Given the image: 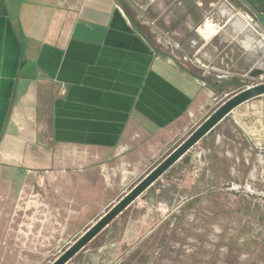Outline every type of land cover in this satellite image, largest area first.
Segmentation results:
<instances>
[{
    "label": "crops",
    "instance_id": "1",
    "mask_svg": "<svg viewBox=\"0 0 264 264\" xmlns=\"http://www.w3.org/2000/svg\"><path fill=\"white\" fill-rule=\"evenodd\" d=\"M166 2L170 17L200 38V46L188 41L194 62H219L213 79L158 51L116 0H0V264H49L236 92L206 81L243 84L264 70V38L225 0ZM252 101L68 264H86L102 234L109 242L94 247L97 264L113 263L150 238L152 220L160 225L201 194L203 183L213 193L220 176L264 178V119L248 114ZM178 167L191 168V185L171 187L166 175Z\"/></svg>",
    "mask_w": 264,
    "mask_h": 264
},
{
    "label": "rangeland",
    "instance_id": "2",
    "mask_svg": "<svg viewBox=\"0 0 264 264\" xmlns=\"http://www.w3.org/2000/svg\"><path fill=\"white\" fill-rule=\"evenodd\" d=\"M116 2L158 51L172 54L178 64L192 71L200 80L213 79L216 70L220 69L219 62L200 59L202 66L194 62L195 50L189 47L188 41L200 46V38L186 30L181 20L170 17L173 11L166 0H156L151 4L150 0ZM155 16L158 18L153 23ZM169 43L178 47L169 49ZM243 80L245 86L256 83L248 75ZM248 106V114H259L264 119V96ZM206 157L210 159V155ZM223 167H226L225 162ZM185 169L178 167L166 175L171 187L183 182L191 185V168ZM214 183L213 193L205 191L204 183L201 184L202 193L191 201L188 199L181 209L160 225L154 226L152 220L150 238L133 243L121 258L111 264H264V178L220 176ZM104 238L102 234L90 245L86 264H97L94 247L109 242ZM70 242L61 247L59 254Z\"/></svg>",
    "mask_w": 264,
    "mask_h": 264
},
{
    "label": "water",
    "instance_id": "3",
    "mask_svg": "<svg viewBox=\"0 0 264 264\" xmlns=\"http://www.w3.org/2000/svg\"><path fill=\"white\" fill-rule=\"evenodd\" d=\"M246 4L244 0H239ZM258 23L264 26V14L254 11ZM246 25L250 23L243 17ZM264 76V70H255L252 78L258 79ZM264 96V80L246 86L239 91L228 95L212 112L207 115L187 137L176 145L167 155L134 185L121 199L115 202L101 217H99L88 229L76 238L57 258L49 264H68L81 250H83L100 232H102L113 220H115L127 207H129L149 187L159 180L174 164L182 161L185 165L190 163V151L222 120L239 106Z\"/></svg>",
    "mask_w": 264,
    "mask_h": 264
},
{
    "label": "flooded vegetation",
    "instance_id": "4",
    "mask_svg": "<svg viewBox=\"0 0 264 264\" xmlns=\"http://www.w3.org/2000/svg\"><path fill=\"white\" fill-rule=\"evenodd\" d=\"M225 1L228 3L232 13H240L250 23L249 28L258 36L264 38V26L258 23L254 16V11L264 14V0H244L246 4L241 3L239 0Z\"/></svg>",
    "mask_w": 264,
    "mask_h": 264
},
{
    "label": "trees",
    "instance_id": "5",
    "mask_svg": "<svg viewBox=\"0 0 264 264\" xmlns=\"http://www.w3.org/2000/svg\"><path fill=\"white\" fill-rule=\"evenodd\" d=\"M132 25L140 32V34L148 41L146 35L138 28L136 27V25L133 23V21L130 19ZM149 42V41H148ZM150 43V42H149ZM187 72H189L191 75H194L192 73V71L188 70L186 67H183ZM195 76V75H194ZM207 84L212 85L214 87H217L219 90H223L226 88H232V90L234 91H238L240 90L243 86H245L246 84H241L238 83L236 81H216V82H212V81H206Z\"/></svg>",
    "mask_w": 264,
    "mask_h": 264
},
{
    "label": "bare ground",
    "instance_id": "6",
    "mask_svg": "<svg viewBox=\"0 0 264 264\" xmlns=\"http://www.w3.org/2000/svg\"><path fill=\"white\" fill-rule=\"evenodd\" d=\"M241 27V26H240ZM231 29V28H230ZM204 31H207V33H208V31H211V26L210 25H208V24H206V26L204 27V29H203ZM203 30H202V32H203ZM213 30H214V28H213ZM213 32V31H212ZM207 35V34H206ZM206 35H204V36H206ZM209 35V34H208ZM207 37V36H206ZM210 37V36H209ZM255 45V44H254Z\"/></svg>",
    "mask_w": 264,
    "mask_h": 264
}]
</instances>
